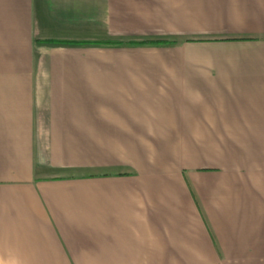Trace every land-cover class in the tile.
<instances>
[{
	"label": "crops",
	"instance_id": "obj_1",
	"mask_svg": "<svg viewBox=\"0 0 264 264\" xmlns=\"http://www.w3.org/2000/svg\"><path fill=\"white\" fill-rule=\"evenodd\" d=\"M0 264H264V0H0Z\"/></svg>",
	"mask_w": 264,
	"mask_h": 264
},
{
	"label": "trees",
	"instance_id": "obj_2",
	"mask_svg": "<svg viewBox=\"0 0 264 264\" xmlns=\"http://www.w3.org/2000/svg\"><path fill=\"white\" fill-rule=\"evenodd\" d=\"M158 41H161V42H167L165 40H158ZM147 41H138V44L140 43H146ZM56 43H59L61 45H69V46H75V45H82V44H87L89 42L87 41H78V40H68V41H60V42H56ZM92 43H107V44H114V45H119V44H123L122 41H119V40H112V41H109V42H106V41H95V42H92ZM131 43H136V42H131Z\"/></svg>",
	"mask_w": 264,
	"mask_h": 264
}]
</instances>
